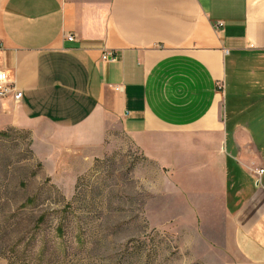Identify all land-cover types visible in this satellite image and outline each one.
<instances>
[{
	"label": "crops",
	"instance_id": "1",
	"mask_svg": "<svg viewBox=\"0 0 264 264\" xmlns=\"http://www.w3.org/2000/svg\"><path fill=\"white\" fill-rule=\"evenodd\" d=\"M0 70L23 92L0 130L31 132L47 167L119 130L211 264H264V0H0Z\"/></svg>",
	"mask_w": 264,
	"mask_h": 264
},
{
	"label": "rangeland",
	"instance_id": "2",
	"mask_svg": "<svg viewBox=\"0 0 264 264\" xmlns=\"http://www.w3.org/2000/svg\"><path fill=\"white\" fill-rule=\"evenodd\" d=\"M3 130L0 264H211L188 205L171 189L155 193L158 167L121 131L111 132L104 154L90 162L74 157L47 167L31 132ZM34 195L36 203L24 207ZM67 202L76 207L58 236L54 213ZM42 210L53 214L39 223Z\"/></svg>",
	"mask_w": 264,
	"mask_h": 264
},
{
	"label": "trees",
	"instance_id": "3",
	"mask_svg": "<svg viewBox=\"0 0 264 264\" xmlns=\"http://www.w3.org/2000/svg\"><path fill=\"white\" fill-rule=\"evenodd\" d=\"M14 129V128H11ZM8 131H0V137H7ZM56 194H59L62 196L60 191L57 188H53ZM37 200V195L31 196L26 198V200L23 202V206L26 207L28 205H34ZM76 206L73 205V203L67 202L63 207H59L57 210H55L56 219L58 220V225L56 227V231L58 236H62L65 232L67 223L70 222L71 214H73V211ZM52 211L50 210H42L40 217L38 219L39 223L45 222L49 217L52 215Z\"/></svg>",
	"mask_w": 264,
	"mask_h": 264
},
{
	"label": "built area",
	"instance_id": "4",
	"mask_svg": "<svg viewBox=\"0 0 264 264\" xmlns=\"http://www.w3.org/2000/svg\"><path fill=\"white\" fill-rule=\"evenodd\" d=\"M70 40L74 39V36H69ZM102 59L106 61L115 62L117 56L108 52L102 54ZM12 96L15 102H19L23 98V92L17 88V86L10 81L8 74L4 70H0V99ZM263 169L258 171V174H262Z\"/></svg>",
	"mask_w": 264,
	"mask_h": 264
}]
</instances>
